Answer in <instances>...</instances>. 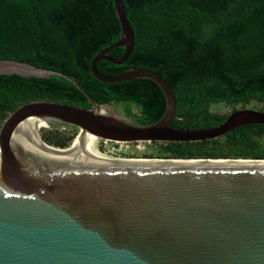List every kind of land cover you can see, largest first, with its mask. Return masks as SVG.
<instances>
[{
    "label": "water",
    "instance_id": "water-1",
    "mask_svg": "<svg viewBox=\"0 0 264 264\" xmlns=\"http://www.w3.org/2000/svg\"><path fill=\"white\" fill-rule=\"evenodd\" d=\"M112 1L121 38L93 58L91 75L104 84L154 82L165 97L164 114L152 125H135L116 106L84 93L89 109L32 102L9 114L0 126V264H264V160H115L83 147L87 136L196 143L264 126L263 111L238 109L212 129L171 128L175 96L157 73L100 76L98 61L122 65L134 46L124 5ZM117 47L124 55L114 60L108 53ZM0 75L61 77L80 90L68 76L26 63L0 60ZM29 119L78 134L66 149L50 147Z\"/></svg>",
    "mask_w": 264,
    "mask_h": 264
},
{
    "label": "trees",
    "instance_id": "trees-1",
    "mask_svg": "<svg viewBox=\"0 0 264 264\" xmlns=\"http://www.w3.org/2000/svg\"><path fill=\"white\" fill-rule=\"evenodd\" d=\"M134 35L122 65L96 63L105 78L132 69L157 73L173 91L171 128L208 130L238 109L264 112V0H121ZM121 38L112 0H0V60L30 64L68 76L0 75V126L17 108L51 102L89 109V99L116 106L133 124L148 126L164 114L160 88L147 79L115 84L97 81L90 62ZM124 48L109 51L119 60ZM84 93V94H83ZM223 105L219 113L212 106ZM39 131L48 146L66 149L77 129ZM66 129H69L67 131ZM263 125H247L212 140L152 143L169 160H264Z\"/></svg>",
    "mask_w": 264,
    "mask_h": 264
},
{
    "label": "rangeland",
    "instance_id": "rangeland-1",
    "mask_svg": "<svg viewBox=\"0 0 264 264\" xmlns=\"http://www.w3.org/2000/svg\"><path fill=\"white\" fill-rule=\"evenodd\" d=\"M212 110L219 112V113L227 112V110L225 108H223V105L212 106ZM58 128L61 130L65 129L61 126H59ZM66 130L69 131V129H66ZM77 134H78V131L76 133V136H77ZM261 143L264 146V138L261 140ZM95 147L100 149L106 157H109V156L110 157H121V158H125V159H136V160H150L151 158H148V156L151 154L154 157H156L157 152L159 151L158 147L150 144V145H147L146 147L141 148V150L137 149L136 152H134L135 149L131 148V149L126 150L125 152L117 153L115 156H111L109 153H107V151L109 150V147L107 145L103 144L99 139L96 140ZM122 156H124V157H122ZM153 159H156V158H153Z\"/></svg>",
    "mask_w": 264,
    "mask_h": 264
},
{
    "label": "built area",
    "instance_id": "built-area-1",
    "mask_svg": "<svg viewBox=\"0 0 264 264\" xmlns=\"http://www.w3.org/2000/svg\"><path fill=\"white\" fill-rule=\"evenodd\" d=\"M100 141L109 147V150L107 151V153H109L111 156H115L117 153L125 152L126 150L131 149V148L135 149L134 152H136L137 149L141 150V148L152 144V143H144V142L123 143V142H109V141H104V140H100ZM107 158L115 159V160H130V159H125L121 157H110V156Z\"/></svg>",
    "mask_w": 264,
    "mask_h": 264
},
{
    "label": "bare ground",
    "instance_id": "bare-ground-1",
    "mask_svg": "<svg viewBox=\"0 0 264 264\" xmlns=\"http://www.w3.org/2000/svg\"><path fill=\"white\" fill-rule=\"evenodd\" d=\"M29 121L31 122V124L33 125L34 129L36 130V132L38 133L40 130L46 128V126L38 121L37 119H29ZM96 138L93 136H87L84 138V143H83V147H95L96 145ZM41 142V141H40ZM42 144V143H41ZM43 145V144H42ZM45 147V146H44ZM51 150V149H50ZM55 151H59V150H55ZM136 160V159H134Z\"/></svg>",
    "mask_w": 264,
    "mask_h": 264
},
{
    "label": "flooded vegetation",
    "instance_id": "flooded-vegetation-1",
    "mask_svg": "<svg viewBox=\"0 0 264 264\" xmlns=\"http://www.w3.org/2000/svg\"><path fill=\"white\" fill-rule=\"evenodd\" d=\"M251 109V108H250ZM254 110H256V109H254ZM260 111V110H259Z\"/></svg>",
    "mask_w": 264,
    "mask_h": 264
}]
</instances>
